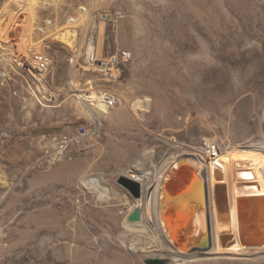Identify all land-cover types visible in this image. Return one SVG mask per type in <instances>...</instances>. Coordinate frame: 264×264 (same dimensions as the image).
I'll use <instances>...</instances> for the list:
<instances>
[{
  "label": "rangeland",
  "instance_id": "rangeland-1",
  "mask_svg": "<svg viewBox=\"0 0 264 264\" xmlns=\"http://www.w3.org/2000/svg\"><path fill=\"white\" fill-rule=\"evenodd\" d=\"M5 6L6 15L0 14V264H145L147 259L264 264L255 255L208 260L204 252H195L193 261L187 256L171 260L173 253L166 249L130 252L126 245L136 236L124 235L123 222L137 205L116 183L128 172L141 176L147 170L151 176L141 185L148 189L164 160L194 158L186 154L201 151L205 141H217L222 154L243 145L264 146V0H59L39 5L23 31L29 29V39L52 57L53 66L44 75L48 90L70 91L71 79L83 88L87 81L101 88L93 72L74 78L70 49L51 36L68 25L67 18L77 16L79 7L92 14L90 23L99 25L98 43L105 53H131L120 77L103 84L119 97L120 106L97 113L96 122L74 111L72 92L47 102L37 81L14 66L21 27L14 20L25 18L13 2L0 0V12ZM204 81L209 107L200 106L197 98L196 88ZM145 97L151 103L143 116L125 104ZM79 125L95 128L96 135L54 167L36 164V136ZM85 178L100 180L97 192L83 186Z\"/></svg>",
  "mask_w": 264,
  "mask_h": 264
},
{
  "label": "bare ground",
  "instance_id": "bare-ground-1",
  "mask_svg": "<svg viewBox=\"0 0 264 264\" xmlns=\"http://www.w3.org/2000/svg\"><path fill=\"white\" fill-rule=\"evenodd\" d=\"M57 1L59 0H10V2H13L21 11L19 14L23 15L25 18L24 20L20 19L21 22H16V20H14V25L16 26L21 23V27L18 31L19 36L16 35L17 37L15 38L17 39L16 43L14 42V46L17 48L13 55V60L20 59L23 47L32 42L29 39L30 30L27 29L26 32L25 30L23 31V25H31L33 13L39 5L50 6ZM8 4L9 2L7 5ZM6 6L2 9L0 14L3 13L6 15ZM81 8L83 7H79V13L83 11ZM80 17H88L87 11ZM70 21L71 20L66 22V24L70 25ZM68 25L63 28L65 31L62 34L56 32L55 38L72 45L75 32L72 30L73 28H68ZM27 36L29 40L25 42ZM35 47L39 52L45 53L44 48L38 46V43ZM49 57L51 56L49 55ZM14 66L16 68L18 66L20 69L24 70L22 66L16 63H14ZM93 73L98 77V72ZM117 77L118 76H111V82L115 81ZM35 80L39 85L37 91L47 102H52L62 94L68 96L70 92H72L73 94L71 97H73V99L71 105L74 111L81 117L96 122L99 120L96 115L97 113L102 116V113L105 111L108 112L105 104L100 99V91L92 85L91 81H87L86 84H84L85 88H83L79 82H75L74 79H71L70 91H50L45 86L44 75L36 76ZM196 89L198 91L197 98L199 105L209 107L210 99L206 97L205 92L208 91V86L205 81L204 83H200ZM150 103L151 100L145 97L125 104L133 113L143 116V114L150 109ZM209 142L210 141H205V144ZM255 149L263 153H252L251 151ZM199 151L200 150H196L195 152L199 153ZM198 153L186 154L194 158L171 156L163 161L161 173L156 177L155 181L151 182L148 196L143 197L139 201H135L137 207H139L141 202L143 203L142 221L140 223H128L126 219L123 222L125 229L124 235L135 233L136 236V240H130L131 242L127 243V248H125L132 253L166 249L173 253L171 260H176L178 257L186 258L187 256L195 261L194 259L198 258L195 253L187 254L186 252L191 247H198L199 244L205 243L207 237L205 213L199 202L202 195L201 187L193 178V176L196 177L199 176V173H202L207 185L211 226L210 247L204 252L207 259L240 260V257H250V255H255L257 259L264 258V244L255 246L243 243L239 231V223L236 219V205L239 199L248 198V200L258 201L261 205L263 202L262 209L258 210L253 208V210L249 211V215L246 217L244 223L247 225L248 231L252 228H257L259 230L264 229V146L249 148L243 145L237 148V150L236 148L226 149L223 154L220 152L217 161L211 163L203 162L202 156H199ZM182 163H185V167L179 170ZM150 176L151 174L147 170L144 171L141 176H137L136 173L133 175L143 186L146 184V181L149 180ZM184 179L186 183L181 185L179 181ZM99 182L100 180H96L95 178H85L82 181L83 186L94 192H97L98 184H100ZM163 186H165L164 191ZM146 189L147 188L144 190ZM182 190L185 191L186 199H184L181 194ZM103 198L104 197H102V200ZM144 214H146L148 218V223L146 224L143 223ZM148 232L151 235H149ZM123 237L124 236L121 238ZM174 242L178 243L182 249H178ZM203 247H206V243ZM256 255H259V257H256Z\"/></svg>",
  "mask_w": 264,
  "mask_h": 264
},
{
  "label": "built area",
  "instance_id": "built-area-1",
  "mask_svg": "<svg viewBox=\"0 0 264 264\" xmlns=\"http://www.w3.org/2000/svg\"><path fill=\"white\" fill-rule=\"evenodd\" d=\"M78 13L71 20L68 28H73L74 41L72 45L60 41L64 46L70 49L69 65L72 69L71 74L75 77H83L85 73L98 72V81L100 99L105 104L106 110L111 112L117 109L121 100L111 90L110 86L103 88L104 85L111 84V76L120 77L124 66L130 63L131 53L125 49H117L112 52L105 53L98 43L99 25L90 23V12L86 8ZM87 11L88 18L80 17ZM65 22V23H66ZM66 26V25H65ZM47 30V29H45ZM88 30V31H87ZM65 29L61 30L62 34ZM41 35H47L44 29H37ZM83 33V34H82ZM56 36L55 33L51 36ZM36 43L26 44L21 52L20 59L13 60L19 66L24 68L30 76L36 79V76L45 75L53 66L52 57L47 52H39L35 47ZM76 79V78H75ZM97 131L88 125H81L74 128H68L61 133H47L36 136L34 140L35 147L40 155L36 160V164L43 168H51L57 165L73 147L79 145L83 140L94 137ZM220 144L217 141L204 143L201 149L203 162H215L219 159Z\"/></svg>",
  "mask_w": 264,
  "mask_h": 264
},
{
  "label": "water",
  "instance_id": "water-1",
  "mask_svg": "<svg viewBox=\"0 0 264 264\" xmlns=\"http://www.w3.org/2000/svg\"><path fill=\"white\" fill-rule=\"evenodd\" d=\"M183 167H185V163H182L181 167H179V170H181ZM197 173L196 171H194ZM194 180L197 182V184L201 187V197H200V205L205 208L206 212V225H207V237H206V247L203 246L205 243L199 244V246L191 247L186 253L192 254L195 252H205L210 247V239H211V226H210V216H209V204H208V196H207V185L205 182V178L203 177L202 173H199V176L194 177ZM183 179V178H182ZM117 185L122 187L124 190L127 191V193L130 195V197L134 201H139L143 198L144 194L145 197L148 196L150 193V188H148L145 192L143 189L141 183L137 181L133 175L128 172L124 175H121L117 178L116 181ZM179 183L181 185L186 183V180H180ZM165 189V186H163V191ZM181 194L183 195V198L186 199L185 191L182 190ZM247 199V200H246ZM163 200V199H162ZM262 205L258 203V201L255 200H248V198L239 199L237 201L236 205V219L239 223V231L241 235V239L243 243L245 244H251V245H262L264 244V229L259 230L257 228H252L248 231L247 225L244 223L246 221V217L249 215V211L255 209H262ZM162 208V205H161ZM163 217V216H162ZM161 217V219H162ZM127 221L128 223H140L142 221V209L139 207H134L127 215ZM261 231V232H260ZM263 232V233H262ZM170 238V237H169ZM173 240L172 238H170ZM174 241V240H173ZM176 247L178 249H182L181 246L174 242ZM164 264L163 259H147L145 260V264Z\"/></svg>",
  "mask_w": 264,
  "mask_h": 264
},
{
  "label": "trees",
  "instance_id": "trees-1",
  "mask_svg": "<svg viewBox=\"0 0 264 264\" xmlns=\"http://www.w3.org/2000/svg\"><path fill=\"white\" fill-rule=\"evenodd\" d=\"M80 126V125H79ZM78 127V126H77Z\"/></svg>",
  "mask_w": 264,
  "mask_h": 264
}]
</instances>
